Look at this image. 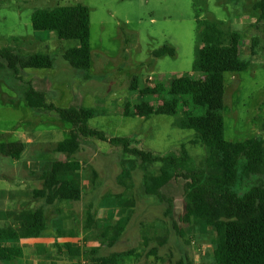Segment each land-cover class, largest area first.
I'll use <instances>...</instances> for the list:
<instances>
[{"label":"rangeland","instance_id":"1","mask_svg":"<svg viewBox=\"0 0 264 264\" xmlns=\"http://www.w3.org/2000/svg\"><path fill=\"white\" fill-rule=\"evenodd\" d=\"M224 1L227 2L207 0L205 10L198 14L193 0H0V47H14L23 55L48 52L55 58V66L50 69H0V142L4 146L19 143L24 135H31L37 142L70 136L71 123L60 119L53 111L31 107L20 98L26 89L37 85L45 87L49 101L61 107L74 104L90 107L98 99L104 105L101 111L118 114L120 106H126L125 113L135 114L124 116L125 135H135L138 147L169 152L179 150L184 142L191 155L202 159L205 147L192 141L196 138L194 130L175 125L177 113L151 112L145 116L134 104L149 101L157 108L165 98L173 97L177 90L174 80L192 72L199 32L196 20L205 17L223 20L238 30L242 35V58L250 61L247 69L224 74L226 90L221 106L224 136L232 141L264 137V23L258 20L260 11L253 9L258 0ZM79 2L90 8L87 39H60L53 30L33 28L31 15L35 9ZM124 36L131 42L126 44ZM253 38L257 43L253 44ZM163 45L173 47L175 54L154 57L153 50ZM76 58L89 59V71L71 67L70 60ZM187 99L184 96L185 103ZM198 110L196 106L191 112L196 114ZM118 118L98 116L89 119L88 125L109 134V129L120 122ZM54 127L55 132L47 133ZM110 147L109 162V156L103 161L99 155L93 160L88 154L81 155L90 166V181L92 168L98 172L83 200L86 207L101 218L107 217L116 225L117 235L122 237L126 235V223L136 225L134 236L145 239L147 245L143 251L148 250L146 257L152 263L219 264L212 253L224 236L203 220H195L193 224L181 220L185 205L181 181L171 182L164 188L167 198L173 196L170 203L167 198L161 200L147 195L142 188L145 169L135 162L133 186L123 192L133 198L135 204L129 210L118 206L116 194L123 187L117 175L130 156L119 148ZM31 153L28 149L21 151V155ZM50 155L54 154L50 152L41 157L45 161ZM158 166L159 163L151 165ZM75 168L74 163L59 176L70 178ZM107 198L115 207L102 206ZM127 215L130 216L125 222ZM136 246L138 248V244ZM126 249L134 251L133 247Z\"/></svg>","mask_w":264,"mask_h":264},{"label":"trees","instance_id":"2","mask_svg":"<svg viewBox=\"0 0 264 264\" xmlns=\"http://www.w3.org/2000/svg\"><path fill=\"white\" fill-rule=\"evenodd\" d=\"M206 4L207 0H193L198 14L205 10ZM253 9L260 11L258 20L264 23V0L255 2ZM31 21L35 30H53L60 39H87L90 35V8L81 2L54 8H37L32 12ZM196 22L199 29L198 44L191 74L181 75L174 80L177 81V90L173 97L165 98L160 107L155 108L149 101L136 103L134 107L143 111L145 116L151 112L177 113L175 125L194 130L196 138L192 141L205 147L206 153L202 159L191 155L184 142L179 150L159 152L138 147L135 135L109 136L103 130L88 125V120L98 113L95 108L79 104L57 106L47 102L44 92L35 87L26 89L22 98L31 107L53 111L60 119L72 124L70 136L63 141V151L68 157L79 151L82 139L87 136L107 142L130 156L117 175L118 183L123 187L116 194L119 207L129 210L135 204L134 199L123 192L133 186L132 171L134 163L138 162L145 169L142 188L147 195L161 200L167 198L164 188L171 182L181 181L185 198L181 220L187 224H191L194 219L203 220L224 236L213 249L215 262L264 264V137L252 136L242 141L227 140L221 113L226 90L225 72L245 70L250 61L242 58V35L238 30L220 19L205 17L198 18ZM252 41L253 44L257 43L255 38ZM124 42L128 44L131 40L124 36ZM123 52H126L125 48ZM166 54L174 55L175 49L163 45L152 52L154 57ZM69 63L71 67L86 71L91 66L87 58L71 59ZM54 66L55 58L48 55V52L23 55L14 47H0V69H50ZM175 96L179 99L175 100ZM184 96L188 97L186 103ZM196 106L199 110L194 114L191 110ZM0 152H5L2 143ZM108 156L107 152L99 154L103 161H107ZM109 157L108 162L111 161V156ZM154 163H159V166L151 167ZM60 166L65 167V162H60L52 169L45 176L42 186L33 192L34 198L44 199L46 205L53 204L60 198L79 201L86 196L80 185L72 179L57 177ZM97 175V170L92 168V185ZM172 197L170 195L167 198L169 203ZM88 211L91 212V208ZM129 216H126L125 222ZM17 219L19 233L0 229V239L18 235L35 236L46 227L42 205L22 211ZM20 256L19 246L0 244V260L12 263ZM178 264H183V261Z\"/></svg>","mask_w":264,"mask_h":264},{"label":"crops","instance_id":"3","mask_svg":"<svg viewBox=\"0 0 264 264\" xmlns=\"http://www.w3.org/2000/svg\"><path fill=\"white\" fill-rule=\"evenodd\" d=\"M33 87L44 92L47 102L60 106L54 101H49V92L45 87L37 85ZM24 92L20 96L21 99H23ZM91 105L90 107L98 112L92 118L119 117L120 122L109 129V136L126 134L124 131L126 106L123 108L120 106L117 114L114 111H101L104 110V105L98 99H95ZM55 130L56 127L47 133L55 132ZM120 130L124 132H119ZM85 138L88 139L83 140ZM65 139L60 138L54 141L40 139L37 142L31 135H24L19 143L3 145L5 152H0V229H9L19 233L18 215L24 210L34 209L40 205L44 207L46 227L39 234L31 237L18 235L1 238V245L19 246L21 256L12 263L0 260V264H157V261L152 263L151 259L146 257L148 250L143 251V244H147L145 239L139 237L137 239L134 236L136 225L126 223V235L124 237L117 235L116 225L107 217L106 219L101 218V215L88 211L83 202L84 197L74 202L60 198L50 205H46L44 199L34 198V190L42 186L45 176L60 162H65L66 166L59 167L57 177L60 179L73 178L80 185L82 193L86 194L91 189L92 180L90 181V166H87V162L81 155L88 154L93 160L100 153H106L111 148L107 142L100 145L97 144L96 139L87 136L82 139L79 151L68 157L63 151ZM25 149L31 150V155H21V151ZM50 152L54 155H50L44 161L41 156ZM16 158H18L17 161L14 160ZM74 163L76 168L71 170L72 175L68 176L70 178L66 176L61 178L59 174L69 171ZM110 200L107 198L102 206L115 207ZM195 220L200 219H194L191 223L193 224ZM78 240L84 241L81 256L79 251L76 253V250H79L76 247ZM137 244L138 248H136ZM132 247L134 251L127 252L126 248Z\"/></svg>","mask_w":264,"mask_h":264},{"label":"built area","instance_id":"4","mask_svg":"<svg viewBox=\"0 0 264 264\" xmlns=\"http://www.w3.org/2000/svg\"><path fill=\"white\" fill-rule=\"evenodd\" d=\"M150 78H151V76H150ZM76 247L79 248V250H76V253H77V251H79L78 253L81 256L83 254L82 251H83V247H84V241L78 240V242L76 243Z\"/></svg>","mask_w":264,"mask_h":264}]
</instances>
